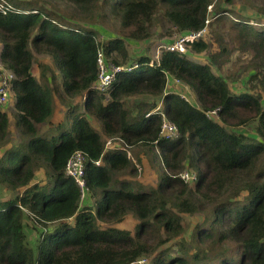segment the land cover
Listing matches in <instances>:
<instances>
[{
	"label": "trees",
	"instance_id": "1",
	"mask_svg": "<svg viewBox=\"0 0 264 264\" xmlns=\"http://www.w3.org/2000/svg\"><path fill=\"white\" fill-rule=\"evenodd\" d=\"M38 1L0 0L9 5L0 10V60L15 76L19 134L18 144L0 156V188L13 193L0 198V264H130L140 258L146 264H264V98L232 92L213 69L215 54L203 63L162 49L150 64L147 54L129 61L126 48L127 40L150 38L157 15L178 35L203 29L210 14L222 28L228 20L223 13H234L233 0H100L118 24L117 36L106 42L94 29L45 9L43 1L51 0ZM52 1L81 21L98 14V0ZM244 5L264 16V0ZM235 14L230 29L239 47L248 45L264 59V24L255 28L251 17ZM189 49L200 53L207 44L195 39ZM101 50L106 58L114 53L115 64L132 67L117 73L106 95L94 89ZM224 50L225 44L219 54ZM37 54L49 60L38 61ZM168 75L185 84L196 103L166 92ZM82 97L83 109L53 121L57 101ZM132 99L138 102L133 108ZM214 109L216 120L206 113ZM162 116L178 127L175 139L160 136ZM251 123L252 135L239 131ZM45 124L54 132L46 138ZM8 133V115L0 108V145ZM106 138L116 142L111 149ZM129 147L140 149L136 158ZM75 150L84 155L92 202L82 211L80 190L65 174ZM149 153L156 160L155 186L137 179L136 163ZM184 170L195 172L196 181L181 178ZM127 214L136 220L133 229L100 227ZM183 214L198 220L192 225ZM29 215L40 227L34 238ZM71 217L72 224L63 222ZM185 223L191 225L186 237ZM175 238L172 250L166 243Z\"/></svg>",
	"mask_w": 264,
	"mask_h": 264
},
{
	"label": "rangeland",
	"instance_id": "2",
	"mask_svg": "<svg viewBox=\"0 0 264 264\" xmlns=\"http://www.w3.org/2000/svg\"><path fill=\"white\" fill-rule=\"evenodd\" d=\"M246 0H233V4L229 7L234 8V13L232 14H226V18L228 20L224 23H222V28L218 27L217 24L213 23V16L210 14L207 17V20L205 21V26L203 29H201V34L195 38L199 39L202 38L204 42L207 44V49L200 53H195L191 49H189L186 54L187 56L193 60L194 62H209L208 59L214 55L216 59V65L214 64V71L222 77L226 83L228 84L230 90L234 93H243V92H249L255 96L263 97L264 98V59L262 57H258L255 55L254 50L249 48L248 45H246V49H241L239 47L238 42L234 38V34L232 30L230 29L231 22L235 21L236 14L241 16H249L251 19H253L252 26L255 28H260L261 24H264V16H262L260 13H257L255 10L247 9L245 8ZM40 3V0L38 1ZM218 2H220L218 0ZM260 3V2H258ZM100 0H98V9L97 13L93 16V19L81 21L75 18H72L70 16V10L65 6L62 5L59 2L55 1H43V7L47 10H49L51 13H54L58 15L62 20L65 22L71 21L72 23H77L80 25H84L86 27L92 28L97 32V37L100 42H106L110 38H114L117 36V22L113 20L111 17H108V15H105L106 11H104L99 6ZM225 6V5H224ZM211 8V6H209ZM208 8V9H210ZM213 17V18H212ZM211 18V21L209 22ZM256 20V21H255ZM209 23V24H208ZM150 31L151 36L149 39L136 42V41H126V48L129 53V61L136 59L140 55L147 54L149 58H151V61H156V50L158 47L162 45H166L168 43L173 42L179 35L175 28L171 27L169 23H166L163 21V19L160 17V15H157V19L150 25ZM232 38L235 41V43L232 42ZM226 45V50L222 52V54H219L220 48H222L223 45ZM114 53L109 56L105 57L108 62H113ZM38 59V61L45 62L48 59L46 55L37 54L35 55ZM136 61V60H135ZM114 63V62H113ZM115 64V63H114ZM130 64L124 65L129 66ZM219 66V67H218ZM56 71V69H55ZM38 68L36 64H34V67L32 69V73L36 76L38 75ZM166 92L168 91H174V92H183L185 93V97L192 101L193 103H196L193 93L187 88L185 84H183L181 81L178 80V82H173L171 78L168 80V84L166 86ZM10 99L8 100L5 105L1 106L0 108H3L2 110L5 111L8 115V137L9 141L7 143L0 145V156L6 152V148H10L11 146H16L19 141L18 137V128L16 127V111L13 107V95H11ZM147 98V97H143ZM13 99V100H12ZM61 100V99H60ZM84 97L73 99V100H61L58 101L55 105V111L57 110L56 114L54 113V116L52 117L54 121L59 120L63 117L64 114H66L69 110H72L71 108H77V109H83V102ZM132 101L135 103H131L130 101V107L133 108L138 102L137 99ZM158 104H162L161 100H157ZM159 105V106H160ZM54 111V109H53ZM209 110L207 111V114H209L213 119L216 120L217 113H210ZM73 113V112H72ZM72 113L69 115V117L72 116ZM51 118V119H52ZM254 123H251L247 126L241 127L240 132L246 133L247 135H252L254 132ZM50 128L47 124H45L42 128V135L46 137L51 136L54 132L49 131ZM116 144L115 140L112 139H105V148L111 149L112 145ZM120 146V144H118ZM129 154L134 158L135 155L138 156V154L141 152L139 148L137 147H129ZM153 152V151H152ZM155 159L151 153L147 154L145 156L142 154V161L137 162V179L139 178L142 180V183L148 186H155L157 184V176H156V163ZM43 169V168H42ZM42 170H38L36 172V179L40 180L42 177ZM193 185L194 183H190ZM134 190L137 188L136 186L133 187ZM13 193L11 191H7L5 188H0V198H8L12 196ZM88 192L84 195V199H80V206L78 211H82L84 208L87 210L90 209V205L92 202H88L87 199ZM90 198V196H89ZM86 211V210H85ZM183 217L191 222L193 225L197 220L198 216L195 215L194 217H190L187 214H183ZM74 218H68L64 223H73ZM25 222L27 223L28 227V233L29 237L34 238L37 231L36 228H40L32 218L31 215H29L28 218L25 219ZM136 223V220L133 218L131 214L125 215L121 221L114 223V224H107L105 222L100 223L101 228H105L107 226H115L119 229H133L134 224ZM57 225V222L55 223H48L47 227L44 228L45 232H50L55 226ZM191 225H186L185 223V234L183 236H187ZM177 238L173 239L170 242L166 243V246H171L172 250H177V246L174 245ZM141 259V258H140ZM136 264V263H134ZM139 264V263H138Z\"/></svg>",
	"mask_w": 264,
	"mask_h": 264
},
{
	"label": "built area",
	"instance_id": "3",
	"mask_svg": "<svg viewBox=\"0 0 264 264\" xmlns=\"http://www.w3.org/2000/svg\"><path fill=\"white\" fill-rule=\"evenodd\" d=\"M208 8H210L208 6ZM9 9L8 4L0 3V10L6 12ZM201 34V30L195 32H184L180 34L173 42L164 44L156 50V62L159 61L162 49L169 51H177L179 53H186L188 45L190 42L195 40ZM97 65V77L94 83V89L100 95L108 94L110 87L112 86L117 73L120 71H129L132 69L131 66H124L120 64H114L113 62H108L102 52L98 51L95 57ZM153 62L151 61L150 64ZM136 66V64H134ZM14 73L8 70L0 60V107L5 105L11 95L12 81L14 79ZM171 78L173 82H178V79L168 75V80ZM182 97H185V93H179ZM188 100V99H187ZM207 113V112H206ZM210 113H216V109L210 111ZM209 115V114H208ZM160 136L165 139H175L179 136V130L176 124L168 121L164 116H162V124L160 128ZM96 164L99 160L95 161ZM84 168L85 159L84 155L80 150H75L68 158L65 164V174L72 178L80 190V199H84V195L88 192V187L84 179ZM181 178L186 181H196L197 175L195 172L190 170H184L180 174ZM146 264V259L141 258L130 264Z\"/></svg>",
	"mask_w": 264,
	"mask_h": 264
},
{
	"label": "crops",
	"instance_id": "4",
	"mask_svg": "<svg viewBox=\"0 0 264 264\" xmlns=\"http://www.w3.org/2000/svg\"><path fill=\"white\" fill-rule=\"evenodd\" d=\"M11 95H12V94H11ZM11 95H10V97H12ZM10 97H9V99H10ZM13 99H14V97H13ZM13 99H12V100H13ZM8 102H9V101H8ZM57 102H58V101H57ZM57 102H56V103H57ZM13 103H14V102H13ZM1 109H3V108H1ZM56 112H57V110L55 111V114H56ZM53 121H54V120H53Z\"/></svg>",
	"mask_w": 264,
	"mask_h": 264
}]
</instances>
